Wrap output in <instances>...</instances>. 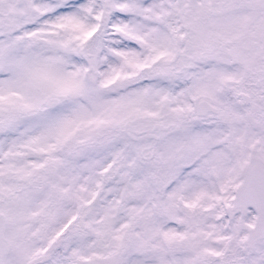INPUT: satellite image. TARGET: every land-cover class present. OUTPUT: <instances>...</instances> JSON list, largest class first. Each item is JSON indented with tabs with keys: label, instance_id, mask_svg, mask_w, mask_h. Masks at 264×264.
<instances>
[{
	"label": "snow or ice",
	"instance_id": "6c2138e0",
	"mask_svg": "<svg viewBox=\"0 0 264 264\" xmlns=\"http://www.w3.org/2000/svg\"><path fill=\"white\" fill-rule=\"evenodd\" d=\"M0 264H264V0H0Z\"/></svg>",
	"mask_w": 264,
	"mask_h": 264
}]
</instances>
